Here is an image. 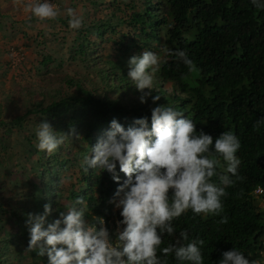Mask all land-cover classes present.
Listing matches in <instances>:
<instances>
[{
  "label": "trees",
  "instance_id": "obj_1",
  "mask_svg": "<svg viewBox=\"0 0 264 264\" xmlns=\"http://www.w3.org/2000/svg\"><path fill=\"white\" fill-rule=\"evenodd\" d=\"M126 1L89 0L93 13L79 14L83 17L79 30L70 29L68 15L59 17L67 31L74 32V42L66 47V53L69 63L76 67L70 69L71 73L66 71L56 77L53 72L58 71H52L49 63L58 61V57L48 54L42 65L51 75H40V69L34 74L41 78L38 84L42 99L31 102L11 120L0 119V127H5L9 134L16 124L22 131L31 115L37 116L35 126L46 120L58 135L68 134L52 155L37 149L36 132L23 135L25 148L39 155L31 170L41 168L30 185L23 182L21 189L17 174L18 177L10 178L8 187L9 171L16 173L9 166L1 173L0 209L21 226L0 237V264H7L3 261L6 247L16 241L23 242L17 246V252L26 261L33 262L31 257L36 256L41 264H48L46 255L40 257L25 251L30 240L28 214H43L44 205L50 204L52 211L46 227L59 218L65 205L75 204L78 197L87 201L86 218L103 217L115 240L122 217L112 201L120 185L107 171L89 169L85 173L81 162L91 155L92 147L105 136L113 119L127 128L136 119L147 118L151 128L152 109L166 104L192 119L197 134L203 131L215 141L223 132L234 133L241 142L236 154L241 163L239 179L228 174L234 184L222 198L223 212L196 215L186 211L173 221L175 235H165L161 249L175 244L180 232L187 230L189 241L182 243L193 239L205 241V264H219L223 252L235 248L247 258L258 250L264 237V209L254 195L257 188L264 189V11L257 10L251 0H130L124 4ZM124 15L128 16L127 27H123ZM145 50H158L160 67L154 75V90L142 103V93L127 74L130 57ZM177 50L188 54L195 71L190 72L171 54ZM34 80L21 89L30 96L36 94ZM54 83L58 87L52 88ZM166 83H171V90L165 87ZM158 94L161 99L154 102L152 97ZM3 134L0 149L4 150L11 147V141ZM215 158L221 161L217 172L223 173L225 162L222 157ZM117 172L122 184L126 176L119 171V165ZM213 182L222 186L219 175L213 177ZM8 188L20 198L12 200V194L6 196ZM10 203L15 207L10 208ZM225 217L226 222H222ZM158 255L165 258L162 251ZM167 260L168 264H180L174 253Z\"/></svg>",
  "mask_w": 264,
  "mask_h": 264
},
{
  "label": "clouds",
  "instance_id": "obj_2",
  "mask_svg": "<svg viewBox=\"0 0 264 264\" xmlns=\"http://www.w3.org/2000/svg\"><path fill=\"white\" fill-rule=\"evenodd\" d=\"M251 4L264 11V0H251ZM22 6L40 22L56 20L59 15L51 0L35 3L27 0ZM67 15L70 29L79 30L83 26V17L75 9L68 8ZM171 54L190 72L195 71L194 62L185 51ZM159 67L160 57L147 50L128 61L127 75L142 93V103L154 90V75ZM146 89L149 91L145 92ZM152 99L159 101L161 95ZM57 133L46 120L39 123L35 133L37 149L54 154L68 136ZM72 133L75 134L74 128ZM240 148L239 138L230 131L223 132L215 141L203 131L197 134L194 121L169 104L152 109L151 128L147 118L136 119L127 128L113 119L105 136L92 147L91 155L80 166L85 173L89 169L107 171L120 185L112 201L121 209L122 217L116 239L111 238L103 217L86 218L87 201L78 197L75 204L65 205L59 218L46 227L52 211L50 204L44 205L43 214H28L30 240L25 251L40 257L46 255L48 264H168L167 257L173 253L180 264H205L203 239L182 243L189 241L188 231L184 230L175 244L161 249L163 238L175 235L173 221L188 210L196 215L223 212L222 198L234 184L228 174L240 178L241 161L236 155ZM216 156L222 157L226 164L223 173L217 172L221 161ZM117 165L126 176L122 184ZM217 175L222 186L213 182ZM254 195L264 205V189L257 188ZM226 220L225 217L222 222ZM161 251L164 259L158 255ZM219 264H264V237L255 255L247 258L235 248L223 252Z\"/></svg>",
  "mask_w": 264,
  "mask_h": 264
},
{
  "label": "rangeland",
  "instance_id": "obj_3",
  "mask_svg": "<svg viewBox=\"0 0 264 264\" xmlns=\"http://www.w3.org/2000/svg\"><path fill=\"white\" fill-rule=\"evenodd\" d=\"M107 1L110 2V0ZM32 2L35 3L37 0H32ZM128 2L130 0L124 4ZM23 3H27V0H21L20 3L17 0H0L2 7L0 25L2 24L3 27L5 25V28L0 26V119L4 120H11L21 115L31 102L42 99L43 95L40 93L42 88L38 84L41 78L39 75L34 76V74L40 69V75H51L47 72L46 66L42 65L44 57L48 54L52 53L58 57V61L49 63L52 71H58L57 73L59 74L53 72L56 77L66 71L71 73L70 69L76 67V64L69 63L68 54L66 53V47L74 42V32L67 31L59 17L66 18L68 8L75 9L78 14L84 13V11L90 15L93 13V7L90 5L89 0H51V3L56 6L59 15L56 20L40 22L32 17L29 12L25 11L22 6ZM123 17L125 18L123 27H127L128 16L124 15ZM125 31H129V29ZM109 47L107 50H111ZM152 52L159 53L158 50H152ZM103 55L105 57L106 52ZM33 79L36 81L33 82V85H36V94L30 96L27 91L24 93L21 89L27 83L31 85ZM54 87H58V83H54L52 88ZM165 87L172 89L171 83H166ZM30 117L24 123L22 131V128L17 124L13 125L15 128H13L12 134H9L5 127H0V137H5L3 133H6L11 141V147L4 150L0 149V177L6 166H9L13 169V173H16L11 174V171H9L6 178L8 187L11 183L10 178L18 177L19 175L21 181L19 180L18 182H20L21 189H23L25 186L23 182H28L30 185L31 181L38 177L37 172L41 169L38 166L34 171L31 170L39 155L31 154L25 148V144H23V135L34 133L37 129V126L34 125V118L37 116L31 115ZM6 127L8 129L9 126L7 125ZM9 194H12V200L20 198L17 192L10 193L8 188L6 196H9ZM258 203L261 207L264 206L261 201H258ZM9 205L10 208L15 207L14 203ZM114 209L119 210L115 206ZM20 226L21 224L14 221V217L0 209L1 238L7 235L8 230H19ZM19 244L23 245V242L16 241L6 247L7 253L3 259L4 262H7V264H41L36 260V256L31 257L33 262L28 260L27 262L24 259V255L21 252H17Z\"/></svg>",
  "mask_w": 264,
  "mask_h": 264
}]
</instances>
